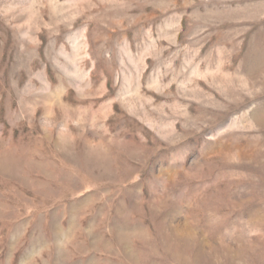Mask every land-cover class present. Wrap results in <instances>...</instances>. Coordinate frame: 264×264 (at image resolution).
I'll use <instances>...</instances> for the list:
<instances>
[{
	"label": "rangeland",
	"instance_id": "rangeland-1",
	"mask_svg": "<svg viewBox=\"0 0 264 264\" xmlns=\"http://www.w3.org/2000/svg\"><path fill=\"white\" fill-rule=\"evenodd\" d=\"M0 264H264V0H0Z\"/></svg>",
	"mask_w": 264,
	"mask_h": 264
}]
</instances>
